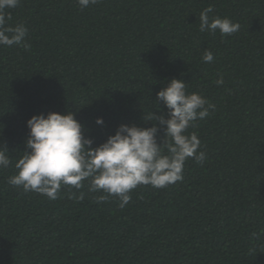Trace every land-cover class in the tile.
<instances>
[{"label":"trees","instance_id":"16d2710c","mask_svg":"<svg viewBox=\"0 0 264 264\" xmlns=\"http://www.w3.org/2000/svg\"><path fill=\"white\" fill-rule=\"evenodd\" d=\"M209 6L240 30L201 32ZM10 13L30 47H0V147L12 160L0 169V264H264V0H20ZM172 79L216 105L186 133L206 159H189L183 181L138 186L124 208L98 203L87 181L55 201L7 183L32 116L72 112L97 147L122 124L167 118L154 101Z\"/></svg>","mask_w":264,"mask_h":264},{"label":"clouds","instance_id":"9594fccd","mask_svg":"<svg viewBox=\"0 0 264 264\" xmlns=\"http://www.w3.org/2000/svg\"><path fill=\"white\" fill-rule=\"evenodd\" d=\"M76 2L84 10L100 0ZM19 3L20 0H0V47L22 46L26 50L30 47L26 42L27 27L23 23L9 24L10 10ZM212 12L211 6L201 11V32L232 36L240 30L239 23L229 18L211 17ZM202 59L211 63L214 55L205 50ZM223 82L222 77L216 81L218 86ZM154 102H163L168 110L167 118L151 113L144 120L155 123L147 128L122 124L114 135L97 147H93V139L85 136L84 126L72 112L32 116L26 122L28 151L15 163L17 172L7 183L55 201L62 186L80 190L87 181L90 192L102 193L97 197L98 203L111 196L119 200V207L124 208L131 200L130 193L138 186L163 189L183 181L184 166L189 159L196 163L206 159L198 134L186 133L198 120L208 117L210 110L214 112L216 105L198 92L189 93L187 83L180 79L168 82L156 93ZM95 123L103 126V118H97ZM161 130L164 139L158 143ZM10 164L12 160L7 148L0 147V169L8 168ZM78 199H83V193Z\"/></svg>","mask_w":264,"mask_h":264}]
</instances>
